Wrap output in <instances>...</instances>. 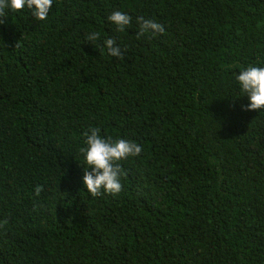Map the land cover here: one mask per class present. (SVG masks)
Returning <instances> with one entry per match:
<instances>
[{
	"label": "trees",
	"instance_id": "16d2710c",
	"mask_svg": "<svg viewBox=\"0 0 264 264\" xmlns=\"http://www.w3.org/2000/svg\"><path fill=\"white\" fill-rule=\"evenodd\" d=\"M138 17L163 34L137 39ZM0 20V264H264V109L242 110L236 80L264 67V0H53L46 20ZM91 128L142 147L115 196L82 183Z\"/></svg>",
	"mask_w": 264,
	"mask_h": 264
},
{
	"label": "clouds",
	"instance_id": "9594fccd",
	"mask_svg": "<svg viewBox=\"0 0 264 264\" xmlns=\"http://www.w3.org/2000/svg\"><path fill=\"white\" fill-rule=\"evenodd\" d=\"M53 0H0V17L6 16V10L17 12L22 9H29L32 17L37 21L46 20L52 8ZM107 20L116 26L118 32H124L131 27L132 18L121 11H114L107 17ZM0 23H3L0 20ZM138 32L136 38L141 39L145 33L152 36L163 34L162 24L144 17L137 18ZM99 33H91L86 36L87 41H96ZM104 48L107 54L112 57L122 58L123 53L116 41L108 38L104 41ZM240 90L247 97V105L242 107L245 111H258L264 109V67L248 66L236 75ZM84 147L80 148L83 155L85 168L83 169L82 183L92 197L103 194L113 196L122 190L121 167L119 161L141 154L142 147L133 141L111 138H102L98 128H91L84 133ZM91 169V171H89ZM42 191L37 186L35 194L38 196ZM6 223V221H5Z\"/></svg>",
	"mask_w": 264,
	"mask_h": 264
}]
</instances>
